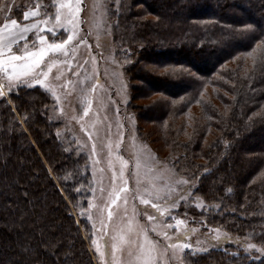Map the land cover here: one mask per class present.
<instances>
[{
	"label": "trees",
	"instance_id": "obj_1",
	"mask_svg": "<svg viewBox=\"0 0 264 264\" xmlns=\"http://www.w3.org/2000/svg\"><path fill=\"white\" fill-rule=\"evenodd\" d=\"M118 41L133 52V96L160 95L139 120L155 123L176 167L199 177L207 210H184L264 246V0H124ZM9 93L0 97V264H96L89 163L63 144L46 90L20 83ZM187 264L264 256L216 248Z\"/></svg>",
	"mask_w": 264,
	"mask_h": 264
},
{
	"label": "rangeland",
	"instance_id": "obj_2",
	"mask_svg": "<svg viewBox=\"0 0 264 264\" xmlns=\"http://www.w3.org/2000/svg\"><path fill=\"white\" fill-rule=\"evenodd\" d=\"M30 6L40 8L41 29L17 54L52 43H62L63 48L49 51L31 78L10 82L0 72V85L4 96L20 83L46 90L63 144L83 154L89 163L92 187L86 213L93 231L90 250L95 263L187 264L188 255L216 248L253 259L263 257L264 252L247 249L249 243L264 248L261 244L194 219L185 211L207 210L195 192L199 177L176 167L177 157L159 142L162 135L155 123L139 120V108L160 95L153 89L148 97L132 94L127 68L134 61L127 54L133 52L130 47L120 48L118 41L124 0H0V16ZM41 35L46 37L43 45L38 39ZM69 35L71 40H67ZM132 84L141 86L142 82ZM149 130L152 133H146ZM125 181L127 190L122 191Z\"/></svg>",
	"mask_w": 264,
	"mask_h": 264
},
{
	"label": "snow or ice",
	"instance_id": "obj_3",
	"mask_svg": "<svg viewBox=\"0 0 264 264\" xmlns=\"http://www.w3.org/2000/svg\"><path fill=\"white\" fill-rule=\"evenodd\" d=\"M65 5H60V7H64ZM79 9H77L78 11ZM32 15H36L35 12L32 13ZM29 13L25 12L24 17L25 19H28ZM56 21L60 20V16H56ZM11 25L18 26L17 20L12 19ZM38 23L32 24V25H24L22 28V31L27 32L30 30L31 27H37ZM248 31H251V26H248ZM49 32H51V29H48ZM52 35L54 36L55 33L53 32ZM241 35H244V33H241ZM41 45L44 44L46 37L41 35L38 37ZM72 36H68L67 40H71ZM67 40L64 41V43H67ZM63 48L62 43H52L47 44V46H41L36 51H24L22 55H16L12 51V45L0 43V72H3L5 76L8 78V80L11 82L14 79L19 80L21 77H29L31 78V74L37 69L40 68L41 63L45 57V55L49 52H55L58 50H61ZM5 52L7 54H5ZM50 67V66H49ZM42 74L44 76H47V72H44L43 70ZM37 83H40L39 80H37ZM11 86V83L10 85ZM3 85H0V97L4 96V92L2 91ZM12 93H9L11 95ZM125 164L127 161L124 162ZM120 177L123 178V169L120 172ZM113 182L117 179L115 173L113 174ZM126 181H125V187L122 189V191H126ZM117 198H119L117 194ZM112 203L115 204L116 200H112ZM143 203H148V201H143ZM155 207V205H153ZM109 217H111V212H109ZM218 238V237H217ZM183 247L187 248L189 245L185 244ZM247 249H256L258 252H264V248H257L255 244L249 243L247 244ZM144 264H150L149 260H145Z\"/></svg>",
	"mask_w": 264,
	"mask_h": 264
},
{
	"label": "crops",
	"instance_id": "obj_4",
	"mask_svg": "<svg viewBox=\"0 0 264 264\" xmlns=\"http://www.w3.org/2000/svg\"><path fill=\"white\" fill-rule=\"evenodd\" d=\"M16 9H19L16 7ZM25 12L29 13L28 19H25ZM35 12L36 15H32ZM15 14V13H14ZM14 14H10L6 17L0 16V43L11 44L12 51L14 54L18 55L16 52V47L26 43V41L30 38V36L38 33L41 29L42 22V13L40 8L37 6H30L28 8L23 9V16L21 19H18L14 16ZM17 20L18 26L11 25V20ZM38 23L37 27H31L29 31L24 32L22 28L24 25H32ZM5 54H7L5 52Z\"/></svg>",
	"mask_w": 264,
	"mask_h": 264
}]
</instances>
